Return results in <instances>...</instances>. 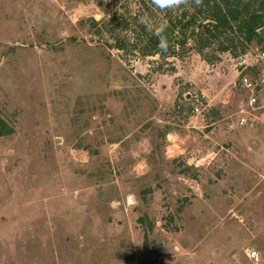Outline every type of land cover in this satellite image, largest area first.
Here are the masks:
<instances>
[{
	"label": "rangeland",
	"instance_id": "obj_1",
	"mask_svg": "<svg viewBox=\"0 0 264 264\" xmlns=\"http://www.w3.org/2000/svg\"><path fill=\"white\" fill-rule=\"evenodd\" d=\"M166 10L0 0V264H264V186L234 134L264 50L142 58L101 30L120 17L134 43Z\"/></svg>",
	"mask_w": 264,
	"mask_h": 264
},
{
	"label": "trees",
	"instance_id": "obj_2",
	"mask_svg": "<svg viewBox=\"0 0 264 264\" xmlns=\"http://www.w3.org/2000/svg\"><path fill=\"white\" fill-rule=\"evenodd\" d=\"M166 13L167 27L162 33L167 41L166 50L159 47L160 38L155 31L149 33L141 25L136 42H129L123 33L132 30V24L120 17L110 20L101 30L112 40L111 48L124 53L135 52L142 58L178 59L190 52L200 56L228 53L237 57L244 55L251 45L264 50V0H201L200 4L189 0L188 5L167 8ZM94 25L90 20V26ZM96 33L100 35V30ZM245 73L255 77L257 68L247 67ZM11 131L0 118V137ZM137 221L142 223L143 220L138 218Z\"/></svg>",
	"mask_w": 264,
	"mask_h": 264
},
{
	"label": "crops",
	"instance_id": "obj_3",
	"mask_svg": "<svg viewBox=\"0 0 264 264\" xmlns=\"http://www.w3.org/2000/svg\"><path fill=\"white\" fill-rule=\"evenodd\" d=\"M262 93L261 87L257 90V100L260 107L259 110L264 108V99ZM259 123V121L257 123L252 122L251 126L248 124L245 127L240 129L236 128L237 130H234V134H236L235 137L237 138L236 140L243 141L246 145L243 150L245 159L240 162L244 167L242 168V173L246 175L243 179L244 183H248V186L246 187L249 188H252L257 182H260L261 185L264 186V174L257 173L256 171L258 169H262L264 171V126H261Z\"/></svg>",
	"mask_w": 264,
	"mask_h": 264
},
{
	"label": "built area",
	"instance_id": "obj_4",
	"mask_svg": "<svg viewBox=\"0 0 264 264\" xmlns=\"http://www.w3.org/2000/svg\"><path fill=\"white\" fill-rule=\"evenodd\" d=\"M255 61L257 62L258 60H263L264 59V51L258 53L255 56ZM246 67H251V66H245ZM244 68V69H245ZM264 86V68L260 71V73L257 75V78L254 80H251L249 78H247L245 75L240 77V87L241 89L247 94V106L250 109V111H248V114L243 111L242 109H239L237 114H241V113H245L246 115L251 116V119H245L242 117H239L236 125L238 128H242L247 126L248 124L251 126L252 122H253V113L257 112L260 107L258 105V100H257V90L256 88H261ZM198 109H194L195 113L197 112ZM252 112V113H251ZM256 117V116H255ZM249 121V122H248ZM245 256L249 259V260H253L254 262L258 261V255L255 251L253 250H247L245 252Z\"/></svg>",
	"mask_w": 264,
	"mask_h": 264
},
{
	"label": "clouds",
	"instance_id": "obj_5",
	"mask_svg": "<svg viewBox=\"0 0 264 264\" xmlns=\"http://www.w3.org/2000/svg\"><path fill=\"white\" fill-rule=\"evenodd\" d=\"M200 2L201 0H196L197 4H200ZM152 3L160 9H166V8H178L180 5H188L189 0H152ZM141 22H145V19L142 18ZM166 27H167L166 24H160L158 27L155 28V32H154V34L160 38L159 47L164 50H166L167 48V41L165 37L162 35V33L164 32Z\"/></svg>",
	"mask_w": 264,
	"mask_h": 264
},
{
	"label": "water",
	"instance_id": "obj_6",
	"mask_svg": "<svg viewBox=\"0 0 264 264\" xmlns=\"http://www.w3.org/2000/svg\"><path fill=\"white\" fill-rule=\"evenodd\" d=\"M96 18H98V16H96ZM259 88H256V90H258Z\"/></svg>",
	"mask_w": 264,
	"mask_h": 264
}]
</instances>
